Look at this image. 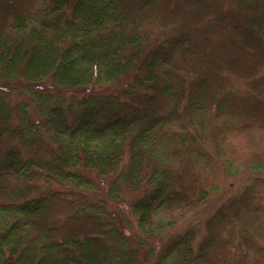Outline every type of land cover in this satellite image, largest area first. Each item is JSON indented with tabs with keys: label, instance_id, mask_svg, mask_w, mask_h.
Segmentation results:
<instances>
[{
	"label": "trees",
	"instance_id": "1",
	"mask_svg": "<svg viewBox=\"0 0 264 264\" xmlns=\"http://www.w3.org/2000/svg\"><path fill=\"white\" fill-rule=\"evenodd\" d=\"M240 163L264 0H0V264H264V177L166 232Z\"/></svg>",
	"mask_w": 264,
	"mask_h": 264
},
{
	"label": "rangeland",
	"instance_id": "2",
	"mask_svg": "<svg viewBox=\"0 0 264 264\" xmlns=\"http://www.w3.org/2000/svg\"><path fill=\"white\" fill-rule=\"evenodd\" d=\"M256 176L264 177V166L258 167L252 164L245 165L240 163L237 167H233L226 175L222 174L219 189L207 199L200 209L179 218L178 223L167 229L166 232L172 233L189 224L205 221L207 216L220 201L236 192L250 178ZM95 191L99 192V190ZM156 236H154L156 241L160 240L162 237L161 235Z\"/></svg>",
	"mask_w": 264,
	"mask_h": 264
}]
</instances>
